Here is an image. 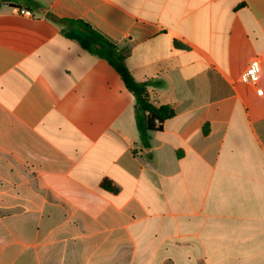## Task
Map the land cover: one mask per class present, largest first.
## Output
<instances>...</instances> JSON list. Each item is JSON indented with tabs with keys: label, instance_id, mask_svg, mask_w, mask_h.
Wrapping results in <instances>:
<instances>
[{
	"label": "crops",
	"instance_id": "crops-1",
	"mask_svg": "<svg viewBox=\"0 0 264 264\" xmlns=\"http://www.w3.org/2000/svg\"><path fill=\"white\" fill-rule=\"evenodd\" d=\"M75 21L173 110L148 147ZM0 264H264V0L0 1Z\"/></svg>",
	"mask_w": 264,
	"mask_h": 264
},
{
	"label": "trees",
	"instance_id": "trees-1",
	"mask_svg": "<svg viewBox=\"0 0 264 264\" xmlns=\"http://www.w3.org/2000/svg\"><path fill=\"white\" fill-rule=\"evenodd\" d=\"M0 1L7 2L8 0ZM70 23L78 27L82 33L75 35L71 32L63 31V35L67 39L77 42L89 54L107 60L116 70L125 87L133 94L135 98V127L139 134L141 145L148 147L149 133L161 131L162 124L174 116L173 110L167 106L155 107L150 103L145 86L136 82L123 64L125 55L127 54L126 48L119 49L109 44L104 38L82 22L75 21ZM101 187L109 191H116V188L108 181H104Z\"/></svg>",
	"mask_w": 264,
	"mask_h": 264
},
{
	"label": "built area",
	"instance_id": "built-area-1",
	"mask_svg": "<svg viewBox=\"0 0 264 264\" xmlns=\"http://www.w3.org/2000/svg\"><path fill=\"white\" fill-rule=\"evenodd\" d=\"M15 11L19 16H23L25 18H33V13L28 9L15 8ZM261 76L262 65L260 60L255 57L248 62L245 70L240 74L238 83L254 88L256 95L262 96L263 90L259 87Z\"/></svg>",
	"mask_w": 264,
	"mask_h": 264
},
{
	"label": "water",
	"instance_id": "water-1",
	"mask_svg": "<svg viewBox=\"0 0 264 264\" xmlns=\"http://www.w3.org/2000/svg\"><path fill=\"white\" fill-rule=\"evenodd\" d=\"M10 6H11V7H14V6H17V5H15V4H10Z\"/></svg>",
	"mask_w": 264,
	"mask_h": 264
}]
</instances>
